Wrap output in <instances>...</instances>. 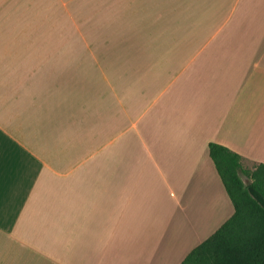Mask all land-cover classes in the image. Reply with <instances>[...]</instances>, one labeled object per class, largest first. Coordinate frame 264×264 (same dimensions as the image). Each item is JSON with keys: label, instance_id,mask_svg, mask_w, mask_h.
<instances>
[{"label": "crops", "instance_id": "1", "mask_svg": "<svg viewBox=\"0 0 264 264\" xmlns=\"http://www.w3.org/2000/svg\"><path fill=\"white\" fill-rule=\"evenodd\" d=\"M116 2L0 0V264H181L264 164V0Z\"/></svg>", "mask_w": 264, "mask_h": 264}, {"label": "trees", "instance_id": "2", "mask_svg": "<svg viewBox=\"0 0 264 264\" xmlns=\"http://www.w3.org/2000/svg\"><path fill=\"white\" fill-rule=\"evenodd\" d=\"M207 155L233 212L181 264H264V164L245 167L216 143L208 144Z\"/></svg>", "mask_w": 264, "mask_h": 264}, {"label": "rangeland", "instance_id": "3", "mask_svg": "<svg viewBox=\"0 0 264 264\" xmlns=\"http://www.w3.org/2000/svg\"><path fill=\"white\" fill-rule=\"evenodd\" d=\"M115 1H118V2H116V4H118V5H121L122 3V0H115ZM125 1V3H126V5L127 6H129V3H130V1H132V0H124ZM120 3V4H119ZM131 6H133L132 4H130V8H133V7H131ZM246 167H251V166H248V164H246Z\"/></svg>", "mask_w": 264, "mask_h": 264}]
</instances>
